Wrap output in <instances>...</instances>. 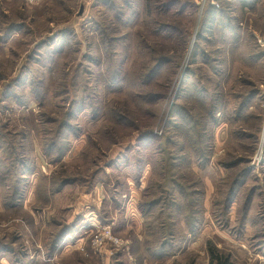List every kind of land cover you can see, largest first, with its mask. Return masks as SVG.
I'll use <instances>...</instances> for the list:
<instances>
[{
  "label": "rangeland",
  "instance_id": "rangeland-1",
  "mask_svg": "<svg viewBox=\"0 0 264 264\" xmlns=\"http://www.w3.org/2000/svg\"><path fill=\"white\" fill-rule=\"evenodd\" d=\"M257 34L264 0H0V264H264Z\"/></svg>",
  "mask_w": 264,
  "mask_h": 264
},
{
  "label": "trees",
  "instance_id": "trees-1",
  "mask_svg": "<svg viewBox=\"0 0 264 264\" xmlns=\"http://www.w3.org/2000/svg\"><path fill=\"white\" fill-rule=\"evenodd\" d=\"M143 139L145 140V142L147 143H152L153 141V144L158 140L156 138V136H154L153 134L150 133L149 136H144ZM228 205H229V197L227 198V204H226V208H228ZM64 236V234H63ZM63 238V237H62ZM61 242V238H59V235H57L53 241L54 245L52 246L51 250L53 251L54 249L57 250L58 248V245L59 243ZM209 251V255L211 257V261L214 262L215 261V264H228V260L226 259V257H222L221 255L217 254L214 249L210 248L208 249ZM53 255V253H52ZM211 262V264H213Z\"/></svg>",
  "mask_w": 264,
  "mask_h": 264
},
{
  "label": "built area",
  "instance_id": "built-area-1",
  "mask_svg": "<svg viewBox=\"0 0 264 264\" xmlns=\"http://www.w3.org/2000/svg\"><path fill=\"white\" fill-rule=\"evenodd\" d=\"M255 38L259 47L264 50V35L257 34Z\"/></svg>",
  "mask_w": 264,
  "mask_h": 264
}]
</instances>
